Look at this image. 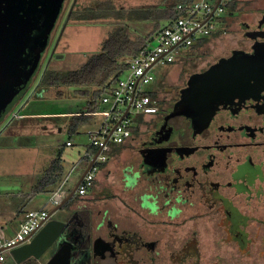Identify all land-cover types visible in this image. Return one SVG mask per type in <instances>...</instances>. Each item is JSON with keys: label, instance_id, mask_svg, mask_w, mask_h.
I'll return each instance as SVG.
<instances>
[{"label": "flooded vegetation", "instance_id": "af4514ba", "mask_svg": "<svg viewBox=\"0 0 264 264\" xmlns=\"http://www.w3.org/2000/svg\"><path fill=\"white\" fill-rule=\"evenodd\" d=\"M52 4L0 0V73L16 81L0 94V131L56 57L61 15L44 34ZM243 30L240 50L264 48V8ZM209 67L182 87H171L169 72L156 77L158 109L122 169V191H91L41 256L14 264H49L65 243L69 261L54 264H264V72L231 92L205 127L170 117L190 78Z\"/></svg>", "mask_w": 264, "mask_h": 264}, {"label": "rangeland", "instance_id": "374dc122", "mask_svg": "<svg viewBox=\"0 0 264 264\" xmlns=\"http://www.w3.org/2000/svg\"><path fill=\"white\" fill-rule=\"evenodd\" d=\"M73 1L66 0L64 10L60 14L61 18L58 26L59 44L56 50V57L52 60L49 71L67 72L83 66L90 57L101 51L103 42L119 24L109 20L81 21L73 19H70L66 24L64 20H66L65 17H67ZM114 1L118 7L124 5V9L148 7L141 0L128 1L127 4L126 0ZM94 4H96L95 0H77L74 10L76 7L83 9L88 5ZM261 8H264V0H238L237 8L226 13L225 26L220 30L221 25H218L219 28L208 37L207 42L203 46L189 52H187L186 48H181L176 61L172 65L167 66V68L156 66L153 69L154 74L160 78L162 74L166 76L169 72L170 78L173 79L172 82H169L171 87L174 88L178 84L182 87L192 73L202 71L221 58L230 56L235 50L243 48L245 45L243 42L245 23L254 22L256 17L260 15ZM154 23L152 21H128L124 25L131 36H144L149 33L148 31L155 25ZM169 84L166 83L167 86H165L168 87ZM155 86V83H152L144 88L152 90ZM79 89L83 88H75L74 86H38L37 84L28 89L21 103L16 105L14 109L15 112H20V114L36 113L40 115L83 111L88 99L75 92V90ZM105 107L107 106L102 103V109ZM18 117L15 116L9 126L0 131V192L3 193L8 189L17 193L21 188L28 186L30 177L37 171H41L43 164L47 167L54 154L64 147L67 139L73 138L74 146L66 147L63 152L64 159H66L65 168L67 173L74 164L83 158L85 145L89 143L88 129L95 127V125L83 126L79 134L72 137L67 130L60 132L58 127L47 128L46 132H29L15 135L12 130L19 127L15 125ZM94 119L99 123L102 121V117L99 115ZM143 121L134 137L111 156L109 162L104 165L101 172L97 175L96 184L92 190L93 192L96 191L95 196L98 195L97 197H99L102 194L122 191V169L128 162L130 163L136 159L135 151L139 148L142 140L143 129L146 125L153 124L151 118ZM83 171L78 169L76 173L81 174ZM73 188H75V185L69 182L65 185L63 192L67 196L68 190ZM50 195L43 194L39 196L33 204L37 202L39 204V201L45 202ZM88 200L87 198L86 201L88 202ZM84 201L85 198L81 199L80 203ZM3 202L0 201V204ZM78 202L76 201L75 207H72L74 211L78 207ZM50 205V208L53 209L54 207L51 203ZM66 206L67 204L56 211L52 218L67 220L70 214V207L66 208ZM14 262L10 254L6 253L5 261L0 264H14Z\"/></svg>", "mask_w": 264, "mask_h": 264}, {"label": "built area", "instance_id": "2783aa9c", "mask_svg": "<svg viewBox=\"0 0 264 264\" xmlns=\"http://www.w3.org/2000/svg\"><path fill=\"white\" fill-rule=\"evenodd\" d=\"M233 1L236 0H196L190 4H178V9L184 14L159 31L147 48L128 61L127 71L102 98L107 107L95 113L102 117V121L88 129L89 143L82 158L86 169L76 177V196L85 197L94 187L101 166L111 159L113 147L125 144L134 136V126L147 116L156 114L157 100L150 94L155 88H144L155 83L153 69L172 65L181 48L188 49L199 39L214 33L219 28V19L225 17L229 11L227 6ZM71 145L72 142L68 141L67 146ZM76 169L74 167L62 185L51 193L49 202L53 207H58L67 198L63 190L74 178ZM49 219L50 212L46 209L24 212L16 233L10 238L0 236V263L5 260L6 253L27 242Z\"/></svg>", "mask_w": 264, "mask_h": 264}, {"label": "trees", "instance_id": "16d2710c", "mask_svg": "<svg viewBox=\"0 0 264 264\" xmlns=\"http://www.w3.org/2000/svg\"><path fill=\"white\" fill-rule=\"evenodd\" d=\"M65 2L66 0H64L60 14L64 10ZM95 2L96 4L88 5L83 9L76 7L70 19L81 21L109 20L119 24L109 33L102 44L101 51L90 57L83 66L67 72L50 70L41 84V86L83 88L75 90V92L87 97L88 103L83 111L76 112L71 116L67 130L71 137L79 134L81 127L91 126L96 117L95 113L103 110L102 98L108 89L127 71L128 61L147 48L159 31L173 24L184 14L182 10L178 9V4H190L194 0H177L176 3L163 7L131 9L118 7L114 0H95ZM237 5L238 0L233 1L228 4L227 10L234 11ZM128 21H152L155 22V27L144 36H131L124 25ZM219 23L221 30L225 26V17H221ZM207 39L208 37L199 39L187 49V52L197 50L207 42ZM150 94L156 98L155 90ZM138 129L137 126H134L133 132H137ZM117 150H119L117 147L113 148L111 156ZM61 162L62 154L60 153L51 162L49 169L35 187L33 195L42 192L46 186L56 182L57 173L62 170Z\"/></svg>", "mask_w": 264, "mask_h": 264}, {"label": "water", "instance_id": "95a60500", "mask_svg": "<svg viewBox=\"0 0 264 264\" xmlns=\"http://www.w3.org/2000/svg\"><path fill=\"white\" fill-rule=\"evenodd\" d=\"M52 9L45 24L44 34L48 35L62 9L64 0H52ZM77 0H74L71 9L67 15L65 23L70 20L71 14ZM264 48L261 45L254 47V53H247L243 50H235L230 57L221 58L218 62L210 66L206 71L194 74L182 90L181 99L177 102L170 117L184 115L193 120L196 128H202L208 125L214 111L226 102L230 93L243 87L253 78V75L264 72ZM0 73V94L3 90H10L15 87L14 76L9 72L1 76ZM16 95L9 103L10 108L16 104ZM3 104V103H2ZM17 112L16 114H18ZM15 114V115H16ZM15 115L10 119L14 120ZM3 115H0V122ZM11 123V122H10ZM9 122L5 128L9 126ZM3 127L4 130L5 129ZM160 128L156 131L159 132ZM90 164L89 168L91 167ZM78 184L75 186L70 196L65 201L50 212L51 219L37 232L30 236L29 240L22 245L12 248L9 251L10 256L17 263H21L30 257L41 256L60 236L65 228L66 222L59 219H53V214L61 209L66 202L75 195ZM64 255V256H61ZM59 257H64L66 261L70 258V245L65 243V247L60 249L49 264H54Z\"/></svg>", "mask_w": 264, "mask_h": 264}, {"label": "crops", "instance_id": "0c3cea01", "mask_svg": "<svg viewBox=\"0 0 264 264\" xmlns=\"http://www.w3.org/2000/svg\"><path fill=\"white\" fill-rule=\"evenodd\" d=\"M128 1H132V0H126V4L128 3ZM141 1L145 2L148 7H156V6L163 7L165 5H172V4L176 3L177 0H141ZM194 1H196V0H194ZM121 7L125 8L124 5H121ZM225 18H226V16H225ZM154 27H155V25H153L151 30L148 32H151L154 29ZM76 112H80V111H76ZM76 112H74V113H76ZM74 113H68V112L67 113H63V112L60 113L59 112V113H56V115H52V114L40 115V114H36V113L20 114L19 117L16 119L17 121H16L15 125H16V127L19 126L21 128L18 127V129H13L12 133L15 135H20V134L29 133V132L40 133V132H46L47 128H54V127H58L60 132L66 131V130H68V125L70 123L71 116ZM149 117H151V116H147L146 118L142 119L140 124L137 127L139 128L141 126L142 122H144L143 120H146ZM98 123L99 122L96 121V119H94L91 126H94V125L97 126ZM135 133L136 132H134V134ZM130 140H128L125 144H127ZM68 141L72 142L71 146H67ZM125 144H123V145H125ZM123 145L114 146L113 148L117 147L119 149ZM73 146H74L73 138L67 139L64 147L62 149H60L56 154H54V157L52 158L50 163L47 165V167L45 166V164H43L42 170L37 171L36 173H34L30 177L29 185L28 186L26 185L25 187L21 188L17 193H14L13 191H11L9 189L6 190L5 193L0 192V201H4L2 204H0V236L2 235L5 238H9L10 236L12 237L19 228V224L21 222L23 213L28 211V210L46 209L49 212L54 211L56 209L55 207L53 209L50 208V206H51L50 202H49L50 197L45 202L39 201V204H38V202L36 204L35 203L33 204V202H35L39 196H41L43 194H45V195L51 194L53 191L57 190V188H59L62 185L64 179L67 177V175L69 173H71V171L73 170L74 167H77V169L73 172L74 178L70 179L68 181V183L70 182L73 185L77 184L76 177L79 175H82L84 171L81 174L76 173V172L78 169L85 170L86 169L85 163L83 162V160L81 158V160L78 163L74 164L72 166V168L66 173V168H65L66 159H64V156H63L64 149L66 147H73ZM87 146H88V144L85 145V151L87 149ZM60 153L62 154V162H61L62 170L57 173L56 182L46 186L42 192H40L36 195H33L35 187L37 186V184L39 183L41 178L45 175L46 171L49 169L51 162L55 158H57ZM104 165H106V164H104ZM104 165L101 166L99 173L103 169ZM95 184H96V181H95ZM94 187H95V185H94ZM93 188L90 189V191L88 192V194L85 197H79V196L74 195V197L72 199H70L68 202H66V204L68 203L66 208L70 207L69 208L70 214L68 215L69 218H67V220H63V221L68 222V220L71 218V216H70L71 213L73 215L74 208H72V207H75L74 204L76 203V201L77 202L79 201L78 207L82 206L83 203H85V204L87 203L86 199L90 198L89 194L93 190ZM73 189L68 190V195L66 197L70 196ZM84 198H85V201L83 203H80L81 199H84ZM5 201H9V202H5ZM77 208H76V210H77ZM60 220H62V219H60Z\"/></svg>", "mask_w": 264, "mask_h": 264}]
</instances>
